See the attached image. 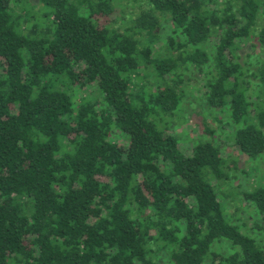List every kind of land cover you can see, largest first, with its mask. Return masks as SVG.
Segmentation results:
<instances>
[{"label":"trees","instance_id":"obj_1","mask_svg":"<svg viewBox=\"0 0 264 264\" xmlns=\"http://www.w3.org/2000/svg\"><path fill=\"white\" fill-rule=\"evenodd\" d=\"M263 165L264 0H0V264H264Z\"/></svg>","mask_w":264,"mask_h":264},{"label":"rangeland","instance_id":"obj_2","mask_svg":"<svg viewBox=\"0 0 264 264\" xmlns=\"http://www.w3.org/2000/svg\"><path fill=\"white\" fill-rule=\"evenodd\" d=\"M190 84H192V81H191V83H189L188 85H187V87H186V90H188V91H190L191 92V88H190ZM192 93H193V91H192ZM190 106V105H189ZM190 108L191 109H194V107L193 106H190ZM189 107H187L186 105H185V102H181L180 103V105H179V109H180V113L181 112H183V109H185V110H187V109H190ZM185 116H186V119H185V121L184 122H186L187 123V125H185V126H177V125H175V134L177 135V137H178V139L181 141H185V139L186 140H188V138H190L191 137V135H193V133H195L194 132V127L192 126V121H193V114H191L190 116H188L187 114H184ZM189 121V122H188ZM191 127V128H190ZM180 144V143H179ZM263 167H264V165H263ZM252 179V177H249V181ZM231 210H232V208H231Z\"/></svg>","mask_w":264,"mask_h":264}]
</instances>
